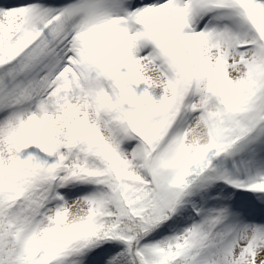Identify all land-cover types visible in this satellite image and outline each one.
Instances as JSON below:
<instances>
[{
	"label": "snow or ice",
	"instance_id": "snow-or-ice-1",
	"mask_svg": "<svg viewBox=\"0 0 264 264\" xmlns=\"http://www.w3.org/2000/svg\"><path fill=\"white\" fill-rule=\"evenodd\" d=\"M0 264H264V0H0Z\"/></svg>",
	"mask_w": 264,
	"mask_h": 264
}]
</instances>
